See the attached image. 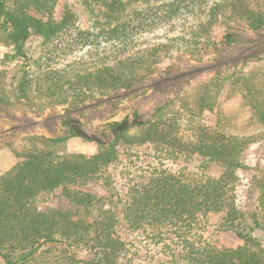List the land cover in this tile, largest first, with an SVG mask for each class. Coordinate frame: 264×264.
<instances>
[{"label": "trees", "instance_id": "trees-1", "mask_svg": "<svg viewBox=\"0 0 264 264\" xmlns=\"http://www.w3.org/2000/svg\"><path fill=\"white\" fill-rule=\"evenodd\" d=\"M56 3L0 0V43L9 49L0 73V113L10 114L12 107L40 114L53 107L85 106L147 83L163 70L162 52L181 43L192 60L203 62L211 54L207 50L217 47L211 36L217 25L243 23L256 34L264 32V11L251 10L245 0H79L88 10L95 3L104 7V19L88 30L81 28L79 14L70 8L56 22ZM190 26L197 31L174 37ZM157 33L163 41H151ZM33 39L42 42L36 58L27 48ZM70 57L75 60L57 65ZM11 64L18 69L8 88L6 69ZM33 68L39 72L37 77ZM260 71L206 80L194 94L169 101L152 120L125 130L107 145H98L90 157L70 152L68 137H27L28 147L18 154L19 161L0 176V264H120L125 243L116 235V222L109 212L87 223L60 210L42 212L35 205L41 193L60 188L77 207L89 209L100 202L94 194L73 187L88 185L116 163L120 142L153 144L173 155L197 154L205 169L214 163L224 169L218 179L203 178L195 184L162 172L134 191L125 209L131 230L149 228L162 242L166 228L179 235L177 255L163 244L172 258L168 264H264V166L249 165L254 139L227 133L220 117L212 129L200 122L205 112L215 109L227 86L231 93L241 94L264 126ZM244 170L258 173L259 196L239 207L230 200L229 191ZM211 213H224L222 228L244 244L218 248L194 239L197 221Z\"/></svg>", "mask_w": 264, "mask_h": 264}, {"label": "rangeland", "instance_id": "rangeland-1", "mask_svg": "<svg viewBox=\"0 0 264 264\" xmlns=\"http://www.w3.org/2000/svg\"><path fill=\"white\" fill-rule=\"evenodd\" d=\"M253 11H264V0H245ZM73 9L80 16V26L91 29L96 21L104 19V7L99 3L88 10L82 7L79 0H57L53 12V19L60 22L66 9ZM31 15L39 17L35 12ZM193 26V24H190ZM186 28L175 33L174 37H185L188 33L196 32V28ZM162 34L150 37L153 42L163 41ZM211 36L217 42L215 49H208L211 53L204 57L203 62L192 60L185 46L169 47L162 53L163 70L147 83L136 84L129 88L131 94L127 97L125 90H120L102 97L88 105L76 107L75 104L47 109L43 113L17 110L12 107L10 114L0 113V132L12 127H18L16 121L35 124L38 121H49L42 129L27 128L0 136V176L8 172L18 161L28 146L26 138L37 135L48 138L68 137V150L73 153H83L93 156L98 145L87 141L73 132H66L63 122L80 120L83 130L100 138L110 133L113 125H120L124 121L140 117L148 122L153 119L154 106H165L175 97L183 94H194L198 88L211 78L227 73L257 72L263 78L262 91L264 93V32L256 34L243 23L224 26L217 25L211 29ZM232 39L229 43L228 40ZM42 46L41 40H31L27 48L29 54L38 57ZM169 46V45H167ZM9 49L0 43V73L4 70L3 60ZM79 56V55H77ZM75 60L68 58L62 65ZM17 65L8 66L9 76L5 81L9 88L13 77L17 75ZM35 77L39 72L33 68ZM116 94L118 98L116 97ZM223 119L222 127L229 133L240 137L253 138L251 145L249 165L252 167L264 166V126L257 120L256 112L244 102L241 94L231 93L225 86L217 100L212 112H205L200 122L207 128H215L219 119ZM6 118V119H5ZM113 140L111 139V142ZM118 160L105 171L98 174L86 186L73 187L94 194L100 202L89 209L77 207L65 197L63 189L41 193L35 200L36 207L42 212L60 210L73 215L75 220L83 219L87 223L100 220L108 212L115 223L116 235L125 243V252L120 264H168L171 256L164 250V242L170 245V254L180 252L179 235L166 228L165 241L155 238L152 230L142 228L131 230L125 220V209L134 197V191L145 185L149 180L162 173H171L185 182L198 183L201 179H218L224 169L219 164H210L205 169L203 158L188 152H165L153 144L137 145L120 142L117 146ZM204 165V166H203ZM258 173L253 170H244L239 173V181L230 187L229 197L237 206L242 207L255 202L258 198L259 188L256 186ZM224 213H211L202 216L192 229L193 238L203 243L212 244L218 248L236 249L242 246L243 241L238 236L222 228Z\"/></svg>", "mask_w": 264, "mask_h": 264}, {"label": "water", "instance_id": "water-1", "mask_svg": "<svg viewBox=\"0 0 264 264\" xmlns=\"http://www.w3.org/2000/svg\"><path fill=\"white\" fill-rule=\"evenodd\" d=\"M127 95H125L124 97H127L131 94L130 89L128 88L126 90ZM117 99L118 98H122V97H118L116 94ZM163 107V105L160 106H154L152 109V117L155 116V114ZM4 117H0V119H3ZM6 119V118H5ZM17 124H19L18 127H12L9 128L3 132H0V136L15 132L17 130H21V129H27V128H34L37 127L39 130L42 129V127H44L47 123H49V121H38L35 124L32 123H26V122H21V121H16ZM68 123H71L73 126L71 127V130L74 131L76 136H79L87 141H90L92 143H95L97 145H107L111 142L112 140H115L121 133H123L125 130L137 125V124H141L144 123L143 121L140 120V117H137L135 119L132 120H127L124 121L123 123H121L117 128L113 129L110 133V137L111 139H109V136L105 135L102 138L94 135V134H89L87 132H85L83 130V128L81 127V121L80 120H68ZM67 123V124H68ZM67 131H70L69 129H67Z\"/></svg>", "mask_w": 264, "mask_h": 264}, {"label": "flooded vegetation", "instance_id": "flooded-vegetation-1", "mask_svg": "<svg viewBox=\"0 0 264 264\" xmlns=\"http://www.w3.org/2000/svg\"><path fill=\"white\" fill-rule=\"evenodd\" d=\"M68 121H65V122H63V127H64V129H65V131L66 132H73L74 133V131L73 130H71V127L73 126L71 123H68ZM82 127V126H81ZM67 129H69L70 131H67Z\"/></svg>", "mask_w": 264, "mask_h": 264}]
</instances>
